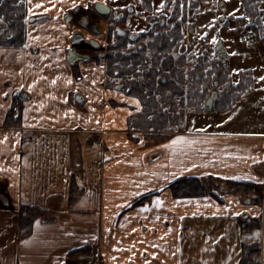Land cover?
Returning a JSON list of instances; mask_svg holds the SVG:
<instances>
[{
	"label": "crops",
	"instance_id": "1",
	"mask_svg": "<svg viewBox=\"0 0 264 264\" xmlns=\"http://www.w3.org/2000/svg\"><path fill=\"white\" fill-rule=\"evenodd\" d=\"M84 1L26 0L18 39L0 20V264H237L240 219L264 216V36L246 67L228 63L233 84L250 79L232 108L142 131L141 100L103 60L67 59ZM186 179L205 193L175 196ZM22 206L43 214L17 239Z\"/></svg>",
	"mask_w": 264,
	"mask_h": 264
},
{
	"label": "trees",
	"instance_id": "2",
	"mask_svg": "<svg viewBox=\"0 0 264 264\" xmlns=\"http://www.w3.org/2000/svg\"><path fill=\"white\" fill-rule=\"evenodd\" d=\"M192 6L196 5L193 4ZM187 10L185 19L186 26L188 27ZM27 13L26 0H2L0 3V20L7 25L6 32L12 31L15 33V39L21 38L25 34ZM2 38L3 35L0 37V41ZM182 39L183 34L181 35L179 28L172 31L170 40L168 37L159 39L151 49L153 50V58L151 59L150 66L144 64L142 73L135 72V65L138 62H133V67L125 69L124 75L120 74V68L116 65V61L120 59V54L110 56L107 68L108 75L111 78H119L122 75L125 85L129 88L128 93L135 94L143 105L141 112L134 117V121L131 119V127L142 131L155 132L173 129L172 126H169V124L171 125V121L167 118L166 113L162 111L161 105L167 101H172L175 97H179V105L184 106L186 104L193 107L196 111H201L202 103L209 95L210 88L215 84H227V89L213 103L214 110L226 112L232 108L242 92L249 86L250 79L247 77L244 83V73L242 72L240 74L241 78H243L235 85L231 83V79L229 78L230 70L226 67L223 68L219 62L208 59L205 55L198 59L193 68H186V59L183 55L176 57L172 55V52L177 51L178 43ZM123 59L125 65L130 64L129 60ZM142 75L141 79L138 78V76ZM127 76H132L133 78L127 79ZM183 84L184 86H182ZM237 90L240 91L238 94H236ZM8 118H10V114L6 116L5 125L9 124L7 122ZM231 186L233 192L243 193L244 195L253 194L252 184L234 182ZM171 190L177 197L200 196L206 191L200 181L191 179L174 183L171 186ZM74 193L71 194L73 195ZM42 214L43 211L37 208L22 206L15 217L16 226L19 230L17 239L27 237L31 232L30 230L35 219ZM259 224H261V221L257 220L241 222V232H250L254 228H257ZM258 251L259 246L256 243H242L237 264H258L256 261ZM74 253L81 255L86 254V251L76 250Z\"/></svg>",
	"mask_w": 264,
	"mask_h": 264
},
{
	"label": "rangeland",
	"instance_id": "3",
	"mask_svg": "<svg viewBox=\"0 0 264 264\" xmlns=\"http://www.w3.org/2000/svg\"><path fill=\"white\" fill-rule=\"evenodd\" d=\"M155 4L156 14L168 13L167 9L165 10L163 7L162 0H155ZM193 4L196 6L193 7ZM247 9L249 10L247 11ZM187 15L188 27L184 30L183 39L178 43L177 51L172 52V55L174 57L183 55L186 59L185 67L188 69L193 68L198 59L205 55L208 59L219 62L223 68H228V63L231 62V67L237 73L239 69L246 67L248 63L247 58L242 57L243 54L245 56V54L251 55L253 51L258 53L263 52L264 0H188ZM220 18H222V22ZM258 35L260 36L257 37ZM218 39L223 41L224 48L228 52L226 58H220L215 54L214 46ZM234 52L237 54L235 55ZM234 59L235 61L232 62ZM247 74H244V83L246 82ZM229 78L231 79V83H233L231 72L229 73ZM234 79L237 80L238 76ZM117 82L119 81H114L113 83ZM226 89L227 84H215L210 88L209 95L215 91L220 96ZM239 92L237 90L236 94ZM205 101L202 103L201 111H196L193 107L186 104L184 106L179 105V97H175L172 101H167L161 106L163 108L162 111L166 113L167 118L171 121L172 130H180L183 128L186 116L189 117L190 121H194L198 118L199 113L207 110L204 105ZM255 193L257 192L253 189V194L246 195V199L249 198L252 203L261 204L262 201L259 196L256 200L253 199ZM253 220L260 222V217L253 218L250 221ZM241 222H245L244 219H240L239 225ZM261 225L259 224L257 228H254L250 232H241L249 236L247 241L243 243H256L259 246L258 256L256 258L258 264H261V253L264 257V247L261 248L263 230ZM86 255L88 254L84 253L80 257ZM76 263L83 264V261Z\"/></svg>",
	"mask_w": 264,
	"mask_h": 264
},
{
	"label": "flooded vegetation",
	"instance_id": "4",
	"mask_svg": "<svg viewBox=\"0 0 264 264\" xmlns=\"http://www.w3.org/2000/svg\"><path fill=\"white\" fill-rule=\"evenodd\" d=\"M166 13L156 14L155 0H114V1H84V8L87 12L80 16L77 21L69 15L72 27L76 25L82 30H77L71 39V48L76 54L74 58L79 61H99L105 62L107 71L108 60L111 55L120 54V59L116 65L120 68V74L124 75V70L135 65V72L142 73L143 65L150 66L152 47L159 39L170 40L172 31L179 28L181 35L186 26V10L188 0H162ZM108 7L106 13L97 4ZM194 7V6H193ZM178 11V12H177ZM184 17V22H183ZM27 19V18H26ZM69 50V51H70ZM122 57V59H121ZM130 61L125 65L124 59ZM76 60V61H78ZM119 75V73L117 72ZM107 76L111 78L108 75ZM120 75L119 83L125 85V80ZM138 76V78H142ZM132 79V76H127ZM264 233V216L261 220ZM264 247V237L261 248ZM264 251V250H263Z\"/></svg>",
	"mask_w": 264,
	"mask_h": 264
},
{
	"label": "water",
	"instance_id": "5",
	"mask_svg": "<svg viewBox=\"0 0 264 264\" xmlns=\"http://www.w3.org/2000/svg\"><path fill=\"white\" fill-rule=\"evenodd\" d=\"M97 7L99 8H102V12L103 13H106L108 7L103 5V4H97ZM220 21L222 22V18H220ZM215 53L217 56H219L220 58H225L227 53L223 47V42L222 40H218L215 44ZM76 52L74 49L70 50L69 53H68V56H67V59L69 60L70 63H73L75 62L76 60L78 59H71V58H74L75 57ZM217 98V93L214 91L212 92V94L210 95V97L206 100L205 102V107L207 110H211L212 107H213V102L214 100Z\"/></svg>",
	"mask_w": 264,
	"mask_h": 264
},
{
	"label": "bare ground",
	"instance_id": "6",
	"mask_svg": "<svg viewBox=\"0 0 264 264\" xmlns=\"http://www.w3.org/2000/svg\"><path fill=\"white\" fill-rule=\"evenodd\" d=\"M218 40H221V39H218ZM218 40H217V41H218ZM217 41H216V42H217ZM223 47H224V46H223ZM224 49H225V48H224ZM225 51H226V50H225ZM226 53H227V52H226ZM215 54H216V53H215ZM218 57H219V56H218ZM217 98H218V94H217ZM217 98H216V99H217ZM216 99H215V100H216ZM215 100H214V101H215ZM213 103H214V102H213Z\"/></svg>",
	"mask_w": 264,
	"mask_h": 264
},
{
	"label": "snow or ice",
	"instance_id": "7",
	"mask_svg": "<svg viewBox=\"0 0 264 264\" xmlns=\"http://www.w3.org/2000/svg\"><path fill=\"white\" fill-rule=\"evenodd\" d=\"M261 79H264V77H261Z\"/></svg>",
	"mask_w": 264,
	"mask_h": 264
}]
</instances>
